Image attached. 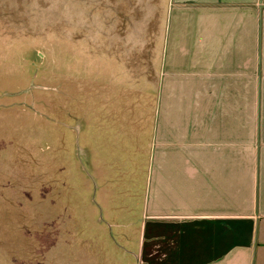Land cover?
Instances as JSON below:
<instances>
[{
  "label": "rangeland",
  "instance_id": "obj_1",
  "mask_svg": "<svg viewBox=\"0 0 264 264\" xmlns=\"http://www.w3.org/2000/svg\"><path fill=\"white\" fill-rule=\"evenodd\" d=\"M163 23L164 0H0V264H138Z\"/></svg>",
  "mask_w": 264,
  "mask_h": 264
},
{
  "label": "crops",
  "instance_id": "obj_2",
  "mask_svg": "<svg viewBox=\"0 0 264 264\" xmlns=\"http://www.w3.org/2000/svg\"><path fill=\"white\" fill-rule=\"evenodd\" d=\"M109 37L130 74L141 46ZM150 58L138 264H255L260 228L264 236V0H164Z\"/></svg>",
  "mask_w": 264,
  "mask_h": 264
}]
</instances>
